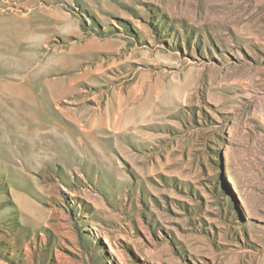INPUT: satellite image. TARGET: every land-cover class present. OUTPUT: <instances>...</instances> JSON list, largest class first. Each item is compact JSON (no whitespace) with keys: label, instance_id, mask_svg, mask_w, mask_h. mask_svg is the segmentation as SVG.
<instances>
[{"label":"rangeland","instance_id":"rangeland-1","mask_svg":"<svg viewBox=\"0 0 264 264\" xmlns=\"http://www.w3.org/2000/svg\"><path fill=\"white\" fill-rule=\"evenodd\" d=\"M0 264H264V0H0Z\"/></svg>","mask_w":264,"mask_h":264}]
</instances>
